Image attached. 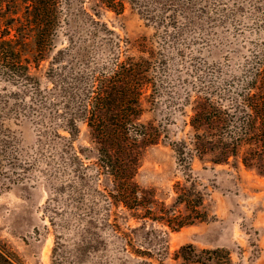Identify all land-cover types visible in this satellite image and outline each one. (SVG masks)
I'll use <instances>...</instances> for the list:
<instances>
[{"label": "rangeland", "instance_id": "374dc122", "mask_svg": "<svg viewBox=\"0 0 264 264\" xmlns=\"http://www.w3.org/2000/svg\"><path fill=\"white\" fill-rule=\"evenodd\" d=\"M27 2L0 0V34ZM63 15L67 23L38 66L34 44L22 47L31 60L30 73L42 86L49 85L48 67L59 49L64 64H82L85 60L76 57L82 49L91 62L110 61L119 37L124 55L149 59L156 87L142 97L138 120L158 129V138L139 140L134 179L148 192L153 211L168 206L183 211L182 205L173 206L174 183L184 181L173 143L190 133L194 86L207 80L236 81L264 58V0H147L143 8L126 1L121 11L99 0H67ZM3 63L0 59V250L15 262L198 264L180 255V246L191 243L197 250L226 249L229 258L219 264H264V231L258 222L264 209V175L246 167L239 156L223 163L195 156L192 176L203 193L206 219L171 229L142 216V210L113 202L110 177L97 176L96 142L84 120H78L71 139L84 161L77 181L71 164L59 177L46 172L52 153L70 133L55 126L50 109L44 112V124L32 110L20 113L17 76ZM62 181L67 185L54 195Z\"/></svg>", "mask_w": 264, "mask_h": 264}, {"label": "trees", "instance_id": "16d2710c", "mask_svg": "<svg viewBox=\"0 0 264 264\" xmlns=\"http://www.w3.org/2000/svg\"><path fill=\"white\" fill-rule=\"evenodd\" d=\"M66 1L29 0L22 13L12 16L6 23L5 32L0 34L2 67L17 76L19 86L15 97L20 98V113L32 110L44 124V112L50 109L56 116L55 126L70 133L65 136L69 140L59 143L58 149L54 145L56 149L47 162L46 172L59 177L67 173V165L71 164L76 176L74 182L77 181L84 161L71 139L78 132V120H84L96 142L93 162L97 176L105 174L110 177L113 187L109 193L113 202L134 211L142 210V216L160 220L171 229L206 219L201 208L203 193L195 187L192 176L195 156L212 163L228 162L239 156L246 167L264 175V58H260L236 81L215 83L207 80L194 86L188 120L190 133L187 139L173 143L177 162L184 173V181L174 183L173 206L182 205L183 211L170 206L153 211L148 192L134 179L139 140L154 142L158 138V129L152 126L148 129L138 120L143 111L142 97L148 88L156 87L150 74L151 61L140 55H124L119 37L112 59L102 64L89 61L84 49L76 54L85 60L82 64L72 60L64 64V51L59 49L48 67L49 85L42 86L40 79L29 71L31 60L22 47L29 42L34 44L37 53L34 66H38L45 50L54 46L55 36L64 21L67 23L63 15ZM99 1L118 11L124 9L126 1L139 8L147 2ZM191 95L189 93L186 99ZM3 102L0 98V104ZM66 185L62 181L55 186L54 195L60 194ZM77 191L74 185L73 193L77 194ZM179 251L184 259L198 264H219L229 258V252L224 248L197 250L191 243L181 245ZM0 264L18 263L0 250Z\"/></svg>", "mask_w": 264, "mask_h": 264}, {"label": "crops", "instance_id": "0c3cea01", "mask_svg": "<svg viewBox=\"0 0 264 264\" xmlns=\"http://www.w3.org/2000/svg\"><path fill=\"white\" fill-rule=\"evenodd\" d=\"M258 222L260 225H262L263 231H264V209L261 211V213L258 216ZM261 244L263 245V257H264V236L261 238ZM264 263V262H263Z\"/></svg>", "mask_w": 264, "mask_h": 264}]
</instances>
